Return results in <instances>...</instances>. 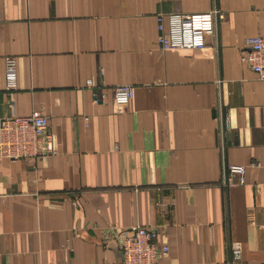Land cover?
Segmentation results:
<instances>
[{"label": "crops", "instance_id": "crops-1", "mask_svg": "<svg viewBox=\"0 0 264 264\" xmlns=\"http://www.w3.org/2000/svg\"><path fill=\"white\" fill-rule=\"evenodd\" d=\"M214 8L216 46L159 47L158 15ZM257 36L264 0H0V119L46 115L55 150L0 157V264H121L136 226L170 247L158 264H230L231 243L264 264V81L241 62ZM224 163L246 182L224 186Z\"/></svg>", "mask_w": 264, "mask_h": 264}, {"label": "built area", "instance_id": "built-area-1", "mask_svg": "<svg viewBox=\"0 0 264 264\" xmlns=\"http://www.w3.org/2000/svg\"><path fill=\"white\" fill-rule=\"evenodd\" d=\"M177 1V0H173ZM225 15L214 8L209 13L185 15L181 13L158 15L159 47L164 51L203 50L209 46V39L217 38L219 22ZM241 62L245 64L259 80L264 81V38L257 36L246 41L242 51ZM6 90L10 102L15 103L18 90L17 59H5ZM93 87V82L88 81ZM134 97V87L119 86L114 91V103L120 110L127 107ZM105 97L94 96V103H104ZM88 120V119H86ZM49 118L34 112L29 116L11 115L0 119V157L11 161L34 160L40 157L51 158L55 154L50 134ZM222 132V131H221ZM259 164H253V166ZM245 166L223 165V185L227 186L232 176H239L240 183L246 182ZM154 229L136 226L125 229L119 234V245L122 252L121 264H158L169 255L168 245H158ZM231 263L244 264L241 261V246L231 243Z\"/></svg>", "mask_w": 264, "mask_h": 264}]
</instances>
